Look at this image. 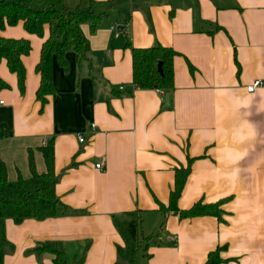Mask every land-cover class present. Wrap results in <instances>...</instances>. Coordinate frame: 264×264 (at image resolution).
<instances>
[{"label": "crops", "instance_id": "1", "mask_svg": "<svg viewBox=\"0 0 264 264\" xmlns=\"http://www.w3.org/2000/svg\"><path fill=\"white\" fill-rule=\"evenodd\" d=\"M65 2L102 17L93 29L80 25L84 60L73 51L65 54L66 66L53 59L54 92L42 107L35 66L47 30L41 38L19 22L0 31L31 44L22 56L23 95L0 61V78L9 85L0 91L7 177L30 176L29 150L35 169L45 171L39 148L52 139L55 192L66 205L56 216L6 218L11 244L3 264H54L52 253L32 250L50 241L70 258L86 244L82 264H124L111 216L125 222L120 213L135 208L141 234L157 232L138 264H201L217 245H223L220 264H264V0ZM154 43L177 53L167 104L165 92L131 83L129 47ZM253 80L261 83L248 92ZM187 163L177 207L219 201V218L158 209L168 200L174 170Z\"/></svg>", "mask_w": 264, "mask_h": 264}, {"label": "trees", "instance_id": "2", "mask_svg": "<svg viewBox=\"0 0 264 264\" xmlns=\"http://www.w3.org/2000/svg\"><path fill=\"white\" fill-rule=\"evenodd\" d=\"M101 17L102 13H93L90 9L84 10L80 6L71 7L65 0H0V31L19 22H22L29 34L41 38L47 30V37L41 44L39 61L35 66V72L40 78L36 98L40 101L41 107L46 103L47 97L54 92L53 59L66 66L65 54L73 51L79 61L84 60L87 47L80 25L86 23L90 29H93ZM129 48L132 86L137 89H152L169 93L172 90V58L177 53L158 43L148 47ZM30 51L29 40L5 38L0 35V61L5 60L9 71L16 75L17 86L22 95L25 92L26 78L22 56L28 55ZM158 63H160L159 70H157ZM188 68L191 70V66ZM8 88L9 85L0 78V91ZM6 136L7 132L0 126V139ZM39 149L42 152L46 170L38 172L35 169L33 153L29 150L28 162L31 172L29 177L19 175L15 180H9L5 163L0 158V264H3L5 248L11 244L5 235L6 218H11L17 223L27 217L42 219L58 215L66 206L55 192L59 173L54 170L52 139H49ZM188 169L187 163L174 170L173 185L169 190L168 200L165 205L159 202L158 209L164 215L173 213L180 218L201 214H210L219 218L221 214L219 201L196 200L187 208L177 207L176 199L180 194ZM120 214L126 218L125 222L120 221L117 214L111 216L122 240V245L116 246L117 258L124 264H138L139 257L146 255L145 248L149 242L154 241L157 232L141 234L140 209L126 210ZM222 247L223 245H217L209 250L201 264H220L222 258L219 251ZM85 248L86 244L82 251L72 258L56 241L39 243L32 250L37 253L43 251L52 253L54 264H82ZM36 264L43 263L38 261ZM113 264H119L118 260Z\"/></svg>", "mask_w": 264, "mask_h": 264}, {"label": "built area", "instance_id": "3", "mask_svg": "<svg viewBox=\"0 0 264 264\" xmlns=\"http://www.w3.org/2000/svg\"><path fill=\"white\" fill-rule=\"evenodd\" d=\"M127 25H128V23H125V27H126ZM260 83H261L260 80H253V81L251 82V84H249V85L246 87V90H247L248 92H251V91H253V89H254L255 87L259 86ZM118 90H122V86H121V85L118 86ZM2 103H3V101L0 100V104H2ZM91 126H93V125L91 124ZM78 140H79L80 143H83V142L85 141V138H84L83 136H79V137H78ZM94 166L97 167V168H100V167H101V164H100L99 161H96V162L94 163Z\"/></svg>", "mask_w": 264, "mask_h": 264}, {"label": "water", "instance_id": "4", "mask_svg": "<svg viewBox=\"0 0 264 264\" xmlns=\"http://www.w3.org/2000/svg\"><path fill=\"white\" fill-rule=\"evenodd\" d=\"M159 68H160V63L157 64V70H159ZM163 100H164V104H167V102H168V93H166V92L164 93Z\"/></svg>", "mask_w": 264, "mask_h": 264}]
</instances>
